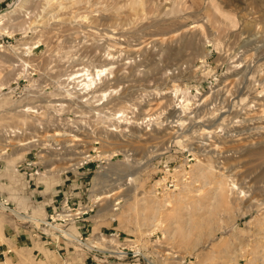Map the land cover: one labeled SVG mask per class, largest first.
<instances>
[{
  "label": "rangeland",
  "instance_id": "1",
  "mask_svg": "<svg viewBox=\"0 0 264 264\" xmlns=\"http://www.w3.org/2000/svg\"><path fill=\"white\" fill-rule=\"evenodd\" d=\"M1 198L0 264H264V0H0Z\"/></svg>",
  "mask_w": 264,
  "mask_h": 264
},
{
  "label": "built area",
  "instance_id": "2",
  "mask_svg": "<svg viewBox=\"0 0 264 264\" xmlns=\"http://www.w3.org/2000/svg\"><path fill=\"white\" fill-rule=\"evenodd\" d=\"M52 204H53L52 206L53 214H51V218L53 217V215H55V218L61 221V224L63 226H67L68 224L71 223H77L79 220L82 219L83 215L88 214L89 212L88 209L78 210V209H82L83 207H81V205H76L75 202H70L68 197H62V199L59 200V202L58 199L54 198ZM2 210L4 211L10 210V201L8 199H2V198L0 199V212ZM56 231L57 234H51V235L44 231L42 233L46 238V241L49 240V243H51V241L59 240V234L64 236L63 233H66V231L62 228H57ZM74 237L76 238V240H78V237L76 236Z\"/></svg>",
  "mask_w": 264,
  "mask_h": 264
},
{
  "label": "crops",
  "instance_id": "3",
  "mask_svg": "<svg viewBox=\"0 0 264 264\" xmlns=\"http://www.w3.org/2000/svg\"><path fill=\"white\" fill-rule=\"evenodd\" d=\"M21 204L25 205L26 204L25 200H23L21 202ZM40 213H41L40 211L36 210V215L32 216L34 221L40 220V218H39V214ZM16 214L18 215V214H21V213L17 212ZM12 228H13V231L10 234H8L6 232L7 241L2 243V244H0V248H2V250H3L2 253L5 252L4 249H6L8 252H11L13 250L12 246L20 244L23 241V239L25 238V236L21 235V233L18 232L17 227H12Z\"/></svg>",
  "mask_w": 264,
  "mask_h": 264
},
{
  "label": "bare ground",
  "instance_id": "4",
  "mask_svg": "<svg viewBox=\"0 0 264 264\" xmlns=\"http://www.w3.org/2000/svg\"><path fill=\"white\" fill-rule=\"evenodd\" d=\"M107 70H108V68L106 67V68H102V69L97 70L96 73L95 72L94 73L88 72L87 73V76H88L87 79L88 80L85 82L86 85L88 87H91L92 85L96 84L98 80H100V82H101L103 80V77L107 74ZM105 96H107V94L104 93V97ZM32 142H33V140H32ZM28 143L31 144V142H27V144ZM23 145H24V143H19L18 145L13 144L12 146H14V148H26V146L25 145L23 146ZM234 186H236V185H234ZM78 240H80V239H78ZM78 242L83 243L82 240H80ZM84 245H86V244H84Z\"/></svg>",
  "mask_w": 264,
  "mask_h": 264
}]
</instances>
